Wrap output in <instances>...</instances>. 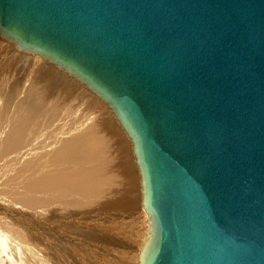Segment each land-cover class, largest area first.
<instances>
[{
  "label": "water",
  "instance_id": "water-1",
  "mask_svg": "<svg viewBox=\"0 0 264 264\" xmlns=\"http://www.w3.org/2000/svg\"><path fill=\"white\" fill-rule=\"evenodd\" d=\"M1 38L127 132L148 264H264V0H0Z\"/></svg>",
  "mask_w": 264,
  "mask_h": 264
},
{
  "label": "bare ground",
  "instance_id": "bare-ground-1",
  "mask_svg": "<svg viewBox=\"0 0 264 264\" xmlns=\"http://www.w3.org/2000/svg\"><path fill=\"white\" fill-rule=\"evenodd\" d=\"M1 40H3L9 46H12L18 53H21V54H24L30 57H38L49 64L46 66L48 68H45L43 64L44 62L40 60V66L43 69V72L41 73L45 75L44 76L45 78L42 76V83L39 89L36 86H35V89L34 87L31 88V92H29L31 93V99H30L28 108L26 109L24 113L20 114L19 121L18 119H17V122L15 121L16 124H15L14 129L12 130L10 128L9 133L4 135L5 137L2 141V146L4 148V151L7 152L8 150L12 149L11 151L16 152V151L21 150V148L24 146L22 143L23 142L22 140L23 138L26 139V137H28V136L25 137L24 135L26 133L31 134V132H27V130H29L27 129V127L28 128L31 127L33 129L39 127L35 119L38 118L37 119L38 121L39 117H37L36 115L42 114L43 116L45 112L44 104H45V101L46 100L48 101L49 97L51 96L50 89L53 85L51 77L54 76L55 78H58V80H63L62 83L66 84L65 74L67 73L64 72L58 66H56L55 64L35 54L34 52L22 50L21 48L16 46V44L11 43L7 41L6 39L1 38ZM35 65H37L36 61H35ZM52 66L56 68L57 71L58 70L59 71L58 72L56 71L54 73L55 69H53ZM75 82H77V80ZM67 85H69V87H71V85L76 86V84L71 78L67 82ZM74 89L75 87H72L63 93L61 91L60 92L61 94H59V97L61 98L69 97L70 95L68 94V92L71 94ZM88 95L90 96L91 94H88ZM95 98L98 99L99 97L95 96ZM101 102L111 112L112 114L111 116L113 120L115 121V123L119 125L120 128L117 125H115V123L113 122V120L108 114H105L106 117H105V120H103L104 123L100 125L99 124L90 125L88 129L82 132L81 135L83 138L80 139L78 125L70 122L71 127H67L70 125L61 124L60 126L63 125V128L65 126L67 127L66 129H64V132L62 133H66L68 137V139L65 140L64 145H63L62 135L64 134L62 133H61L62 135L60 134V132L58 131L59 127L53 125V127L55 128H52V126L47 125L46 127H49L47 129L52 130L53 133L52 134H50L49 132L46 133V138H45V141L43 142V147L48 148V147H52L54 145L61 143L63 145V149L57 154H53L52 150L47 149V151H49L48 155L51 156V158L50 157L49 158L51 159V163L53 164V170L50 171L49 169L48 172L50 171V173L42 172L39 175L38 179L33 180L31 182L30 188L34 189L33 191L41 190L42 194H46V193H49L50 191H56L60 189L62 190L61 192L67 193L66 194L67 197L64 198V202H63V206H65L64 208L72 207L80 203L79 205L75 207H78V208H82L84 206L87 208L92 207L91 208L92 210L94 208H97L98 203L106 205V202L101 199L103 196H112L114 195L115 192L122 190L121 192L117 193V194L124 193V199L120 202L119 208H126V209H121L120 213H117L115 209L112 207L113 208L112 211L115 213V215H118L119 218H112L108 216L111 221V222H106V223H110L108 226L106 224L104 226H100V224L96 222L97 220L94 221V219L99 218L100 215L98 214H101V212L94 213V214H88L87 216L84 215L82 217H79V218H84V217L86 218L88 216H90L89 218L92 217L91 221L85 222V224H88V226L87 225L86 226L91 228L90 230L85 229V226L82 225L84 229L87 231L85 232L83 231V228L80 227V225L79 226L67 225L68 222L69 223L72 222L70 220L75 219V216H72V215L62 216V215H57L55 213L56 217L54 215L53 216L55 217L54 220H51L50 219L51 217L49 218L47 215H42L41 213L45 212V210L47 209H53L51 208L52 206L50 207L49 203L39 204V201H35L34 203H37L34 205L35 207L38 205H42V206L40 209L36 208L38 211L34 212L33 216H43V219L35 217V218L40 219V222L37 221L39 223L36 229L41 228L45 230L46 228L48 230L47 231L48 233L46 234L43 233L44 235L41 233L42 235L39 236L40 238L36 237L37 241H40L42 243L41 245L45 246L44 249L48 251V252L45 251V254L47 253V255L49 256V257L47 256L45 257V261L48 264H91V260L95 256H99L97 257L99 258V260L95 264H98V263L102 264L101 262L103 260V257L105 256L108 258V261L110 264H148L151 259L150 258L151 253H149L148 250L153 249V245H154L153 242H154V239L156 238L155 233L153 234L154 229H152L151 227L152 224L154 225V223H151V214L143 206L144 192H143V184H142V175L139 171L137 164L135 163V155H133L134 157L133 159V157L130 155V147H129L130 145L127 144L128 140L131 144L132 142L129 139L127 132L124 130V128H122V126L115 119L112 111L107 107V105L102 100ZM59 108L61 107L57 105L52 107V110H56V112L53 114H49L48 116L49 124L57 121L60 115V112L58 113ZM33 116L37 118L34 119ZM37 132H38V129H37ZM39 133L40 132H38V134ZM57 133L60 135L59 137ZM32 134H33V131H32ZM125 135L126 137H123ZM34 136L35 135H33V137ZM33 140H38V139L34 138L31 141ZM124 144L128 146V150ZM131 146L133 147V144ZM9 152L10 151H8L7 153ZM18 154L20 155V152H18ZM19 155L17 156L19 157ZM134 165L138 169V174L140 177V182H139L140 188H139L138 179H137V172H136L137 170L135 171ZM33 176H34L33 178H35V175ZM129 187L135 190V193L140 195V199L139 198L138 200L132 199V198L128 199V194H126V190ZM140 189H141V194H140ZM56 192H60V191H56ZM110 193H112V195H109ZM99 194H102V195H99ZM42 198L44 199V197ZM60 199H63V197ZM25 200L23 199L24 203H25ZM28 202H30L29 199H28ZM140 203L142 205V209L140 208L141 207ZM135 204L138 205L136 208H133V209L129 208V207H133ZM28 206L30 205L24 206V208ZM107 207L109 206L107 205ZM128 209L130 210V212L126 211ZM5 210L7 211V209ZM142 210L145 215L144 214L141 215ZM112 211L110 210L107 213H111ZM123 213L128 214V216L123 215ZM140 215L144 216V218L143 217L141 218L142 221L139 222V225H142V227L139 228V231H135V229L138 230V227L134 228V230L133 228H131L130 230L121 229L123 231L121 238L124 237L122 242H120L121 241L120 239H117L120 236L116 238L115 235H112V232L110 234H106L105 228L115 227V225H113L114 223L115 224L119 223L118 225L122 226L123 224H125V221L132 220L134 222H130V223L132 225L136 223L137 225L138 223L135 221L137 220L136 218H138ZM26 217H27L26 214H24V217L22 218H24L26 222L25 228L28 231L32 226H35L37 223H34V221L32 223L31 220ZM16 218H19V217L17 216ZM1 220H3V218ZM43 220L46 222L48 221L46 226L45 224L42 223L44 222ZM3 222H5V225H2L0 227L6 228V224H8L9 222L4 221V220ZM52 222L54 223L57 222L55 223L56 228H54V223ZM111 224L113 226H111ZM17 225L19 224L17 223ZM20 228L22 227L20 226ZM60 229L62 230L64 229L66 232L64 231V233L62 234L60 233ZM71 229H74V231H72ZM81 230H82V233H81ZM115 230L119 231L117 227L115 228ZM119 232L121 233V231ZM135 232L139 233L137 241L135 240V238L137 237V236L135 237V235H138V234L137 233L135 234ZM85 233L87 235H84ZM113 234H115V232H113ZM33 236L35 235H32V237ZM88 236H92V239L87 238ZM98 237H100L101 239H99ZM97 238L99 239V241L97 240ZM79 250H81V252ZM33 252L35 253L36 251L33 250Z\"/></svg>",
  "mask_w": 264,
  "mask_h": 264
},
{
  "label": "rangeland",
  "instance_id": "rangeland-1",
  "mask_svg": "<svg viewBox=\"0 0 264 264\" xmlns=\"http://www.w3.org/2000/svg\"><path fill=\"white\" fill-rule=\"evenodd\" d=\"M36 58L38 61L36 60ZM40 60L42 62H44L43 64H44L45 68H48L46 66L49 64L46 63L44 60H42L38 57H30V56L18 53L12 46H9L3 40L0 39V218L1 219L3 218L4 221L9 222L8 224H6V228L0 227V232H1L0 233V264H48L45 261V257L46 256L49 257L47 255V253L45 254V251L46 252H48V251L46 249H44L45 246L41 245L42 243L40 241H37V239H36V237L40 238L39 236H41L43 233H45V234L48 233L47 232L48 230L46 228H45V230H43L41 228L36 229L38 223L40 222V219H43V216H33L34 212H37L38 211L37 209H40L42 206V205H38L35 207L34 205L37 204V203H34L35 201H39V204L49 203V206L50 207L52 206L51 208H53V209H47V210H45V212L41 213L42 215H47L49 218L51 217L50 218L51 220H54V218L56 217V214L62 215V216H69V215L75 216V219L70 220L72 222H70V223L68 222L67 225H71V226H74V225L79 226L80 225V227H82L83 231H85V232H87L85 229H89V230L91 229V228L87 227L88 224H85V222L91 221L92 217L91 218H89L90 216H88L86 218L85 217L79 218V217H82L84 215L87 216L88 214H94V213L101 212V214H98V215H100L99 216L100 219L99 218L94 219V221L97 220L96 222H98L100 224V226H104L105 224L108 226L110 223H106V222H111L109 217L119 218V216L115 215V213L112 211L113 208L115 209V211L117 213H120L121 209H126V208H119L120 202L124 199V193L123 194H121V193L117 194V193L121 192L122 190L115 192L114 195H112V193H110L109 195H112V196H103L101 199L106 202V205L98 203L97 208H94L92 210L91 209L92 207H90V208H87L85 206L82 208L75 207V206L79 205L80 203L75 205V206H72V207L64 208L65 206H63V202H64V198L67 197L66 196L67 193L61 192L62 190H60V189L56 190V191H60V192L50 191L49 193L42 194L41 190L33 191L34 189L30 188L31 182L33 180L38 179L39 175L42 172L50 173V171L53 170V164L51 163V159H50L51 156L48 155L49 151H47V149L52 150L53 154H57L63 149L64 142H65V140L68 139V137H67L66 133H62V132H64V129H66L67 127H71V125H70L71 123H75L76 125H78V131L80 134L79 138L82 139L83 138L81 135L82 132L84 130L88 129L90 127V125H96V124L100 125V124L104 123L103 120H105V117H106L105 114H108L111 117V119L113 120V118L111 116L112 115L111 112L106 108V106L101 102V100L99 98L98 99L95 98V96L92 94L89 96L88 94H90V93L86 92L87 91L86 87H84L78 81L75 82L76 81L75 79H73L71 76H68L65 73H63V74L66 75V77H65L66 84L62 83L63 80H58V78H55L54 76L51 77L53 85L50 89L51 96L49 97L48 101L47 100L45 101V104H44L45 105V109H44L45 112H44L43 116H42V114L36 115L37 117H39L38 121L40 123L37 121L38 118L33 116L34 119L37 118V119H35V121L37 122L39 127L34 128V129L31 127H29V128L27 127V129H29V130H27V132H31V134L26 133L27 135L26 134L24 135L25 137L26 136H28V137H26V139L23 138L22 143L24 146L21 148V150L13 152V151H11L12 149H10V150H8V151H10L9 152L10 154L7 153L8 151L7 152L4 151V148L2 146V141L5 137L4 135L9 133L10 128L12 130L14 129L15 124H16L15 121L17 122V119L19 121L20 114L24 113L29 106L30 99H31V93H29V92H31V88L34 87V89H35V86H36L39 89V87L41 86V83H42V76L43 77L45 76L44 74L41 73V72H43V69L40 66ZM35 61L37 62V65H35ZM52 68L55 69V71H54V73H55L57 71V69L54 68L53 66H52ZM61 73H62V71H61ZM70 78L74 81L76 86L71 85V87H69V85H67V82L69 81ZM72 87H75V89L73 90V92L71 94L68 92V94L70 95V96L68 95L69 97H67V98L59 97V94H61L60 93L61 91L63 93ZM77 94L80 95L81 97L78 96ZM55 105L61 107L62 109L61 108L58 109L59 110L58 113L60 112V115H59L57 121L49 124V122H48L49 117L48 116H49V114H53L56 112V110H52V107ZM113 122L115 123L114 120H113ZM61 124L70 125V126H67V127L65 126L63 128V125L60 126ZM47 125L52 126V128H55V127H53V125L59 127L58 131L60 132V134L61 133L64 134V135L61 134L63 145L61 143H59V144L54 145L52 147H48V148L43 147V142L45 141L46 133L47 132H49L50 134L53 133L52 130L47 129V128H49V127H46ZM115 125H117L119 127V125L117 123H115ZM37 129H38V132H40L39 133L40 135L38 134ZM60 129H61V131H60ZM32 131H33V134H32ZM33 135H35V136L33 137ZM59 136L60 135L58 134V137ZM123 137H126V135ZM34 138L38 139V140L31 141ZM124 139H126V138H124ZM128 142H129V140H128ZM128 142H127V144L130 145L129 146L130 147V155L133 157L134 154L132 153V146H131L132 144L130 142L129 143ZM124 145L128 150V146L126 144H124ZM18 152H20V155L18 154ZM17 155H19V157ZM133 159H134V157H133ZM24 160H25V162H24ZM116 161H117V159H116ZM134 167H135V171L137 170L136 171L137 172V179H138V184H139V188H140V183H139L140 177L138 174V169L136 168L135 165H134ZM49 169H50V171L48 172ZM33 175H35V178H33L34 177ZM51 193H52V195H51ZM102 194H99V195H102ZM126 194H128V199H131V198L137 199V200H138V198L140 199V195L135 193V190H133L131 187H129L126 190ZM140 194H141V189H140ZM46 196H47V198H46ZM42 197H44V199ZM57 197H59V198H57ZM62 197H63V199H60ZM23 199L24 200L26 199L25 200L26 204L24 203ZM28 199L30 200V202H28ZM32 199H34V200H32ZM19 201H21V202H19ZM52 204H54V205H52ZM27 205H30V206H28L29 209H28V207L24 208V206H27ZM107 205L111 208L107 207ZM140 205H141V203H140ZM137 206L138 205L135 204L133 207H129V208L133 209V208H136ZM4 208L7 209V211ZM140 208L142 209V205ZM110 210L112 212L107 213ZM126 211L130 212L129 209ZM24 214H26V216H27L26 218L30 219L32 223H33V221H34V223H37L35 226H32L29 229L30 231L29 230L27 231L25 228L26 222H25L24 218H22V217H24ZM143 214H144V212L142 210L141 215H143ZM54 215H55V217H53ZM123 215L128 216V214H124V213H123ZM141 215L139 216L140 218L138 217L139 219L136 218L137 220L135 222L138 223L137 225H136V223H134L135 225L134 224L132 225L130 223V222H134L132 220L131 221L130 220L125 221V224H123L122 226L118 225L119 223H116V224L114 223L113 225H115V227H106L105 228L106 234H110L112 232V235H115L116 238L120 236L117 239H120L121 240L120 242H122L123 238H124V237L121 238L122 232H123L122 230H130L131 228H133V230H134V228L138 227V230L135 229V231H139V228L142 227V225H139V222L142 221L141 218L142 217L144 218V216H141ZM11 216H13V217H11ZM17 216L19 218H16ZM35 217H38L40 219L35 218ZM1 219H0V223H1L0 226L5 225V222H3V220H1ZM37 221H39V222H37ZM45 222L46 221H44L42 223L45 224V226H46L48 221L46 223ZM2 223H4V224H2ZM17 223L19 225H17ZM52 223H54V222H52ZM55 223H57V222H55ZM55 223H54V228H56ZM12 224H14V225H12ZM82 225L85 226V229ZM113 225L111 224V226H113ZM20 226L22 228H20ZM116 227L119 231H121V233L119 231L115 230ZM2 228H3V230H2ZM145 229H146V227H145ZM7 230H9V231H7ZM10 230H12V231H10ZM71 230L74 231V229H71ZM64 231H65L64 229L63 230L60 229V233L63 234ZM113 232H115V234H113ZM81 233H82V230H81ZM136 233L137 232H135V234ZM137 234L138 235H135V237L137 236L135 238L136 241H137L138 236H139V233H137ZM1 235H2V237H1ZM32 235H35V236L32 237ZM84 235H87V234L85 233ZM87 238L92 239V236H88ZM98 238L101 239L100 237H98ZM98 238H97V240L99 241ZM15 242H17V243H15ZM25 243H26V245H25ZM33 250H35L37 253L36 252L34 253ZM79 251L81 252V250H79ZM97 257H99V256H95L91 260V264H95L98 262L99 258H97ZM105 257H103V260L101 263L102 264H110L108 261V258L107 257L105 258ZM98 264H100V263H98Z\"/></svg>",
  "mask_w": 264,
  "mask_h": 264
}]
</instances>
